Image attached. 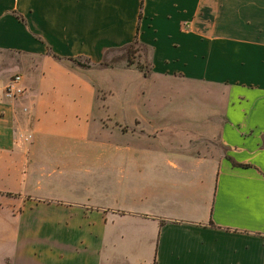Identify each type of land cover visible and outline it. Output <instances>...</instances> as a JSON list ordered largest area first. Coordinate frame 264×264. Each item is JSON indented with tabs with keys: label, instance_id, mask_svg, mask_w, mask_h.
<instances>
[{
	"label": "crops",
	"instance_id": "crops-1",
	"mask_svg": "<svg viewBox=\"0 0 264 264\" xmlns=\"http://www.w3.org/2000/svg\"><path fill=\"white\" fill-rule=\"evenodd\" d=\"M0 264H264V0H0Z\"/></svg>",
	"mask_w": 264,
	"mask_h": 264
},
{
	"label": "rangeland",
	"instance_id": "rangeland-1",
	"mask_svg": "<svg viewBox=\"0 0 264 264\" xmlns=\"http://www.w3.org/2000/svg\"><path fill=\"white\" fill-rule=\"evenodd\" d=\"M131 50L133 52H135V58L136 57H139V56H144L145 53H144V50L143 48H141L139 45H133L131 47ZM130 53H129V49L128 48H122V49H117L115 51V61H118V63H121L122 61H124L123 63H125V65H128L127 64V60H128V57H129ZM139 59V60H138ZM138 59H134L135 62L139 61L141 64H143L145 67H146V70L149 71V63H148V60H147V57H143V58H138ZM83 62L87 63L88 61L85 59V60H82ZM133 65H136V64H133ZM20 74V73H18ZM120 82V81H119ZM122 94V91H116V97H119L120 95ZM219 103V102H218ZM218 103H216L218 105ZM218 107H220L218 105Z\"/></svg>",
	"mask_w": 264,
	"mask_h": 264
},
{
	"label": "built area",
	"instance_id": "built-area-1",
	"mask_svg": "<svg viewBox=\"0 0 264 264\" xmlns=\"http://www.w3.org/2000/svg\"><path fill=\"white\" fill-rule=\"evenodd\" d=\"M25 88L22 85V75L15 74L4 88V95L7 98L16 99L24 94Z\"/></svg>",
	"mask_w": 264,
	"mask_h": 264
},
{
	"label": "trees",
	"instance_id": "trees-1",
	"mask_svg": "<svg viewBox=\"0 0 264 264\" xmlns=\"http://www.w3.org/2000/svg\"><path fill=\"white\" fill-rule=\"evenodd\" d=\"M139 45L141 48H143V50H144V53H145V55L143 56H139V57H136L135 58V52H133L132 50H131V47L133 46V45ZM124 48H128L129 49V53H130V55H129V57H128V60H127V64L130 66V65H133V64H136V67L137 68H139V69H141V70H143L145 73H147L148 71L146 70V67L143 65V64H141L139 61H137V62H135V60L134 59H138V58H145L146 57V48L138 41V39H136L134 42H132L131 44H129L128 46H126V47H124ZM73 60L75 61V62H77L80 66H83V67H89L90 66V64H89V60L88 59H86L88 62L87 63H85V62H83L82 61V59L81 58H73ZM139 60V59H138Z\"/></svg>",
	"mask_w": 264,
	"mask_h": 264
}]
</instances>
